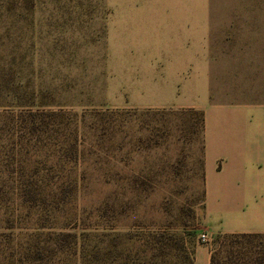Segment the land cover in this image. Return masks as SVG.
Masks as SVG:
<instances>
[{"label": "rangeland", "instance_id": "rangeland-1", "mask_svg": "<svg viewBox=\"0 0 264 264\" xmlns=\"http://www.w3.org/2000/svg\"><path fill=\"white\" fill-rule=\"evenodd\" d=\"M214 1V35L264 28V0ZM129 3L0 0V264H264L206 216L203 112L124 78ZM214 71V99L264 98V69Z\"/></svg>", "mask_w": 264, "mask_h": 264}, {"label": "crops", "instance_id": "crops-1", "mask_svg": "<svg viewBox=\"0 0 264 264\" xmlns=\"http://www.w3.org/2000/svg\"><path fill=\"white\" fill-rule=\"evenodd\" d=\"M130 4L121 11L120 63L136 99L203 112L206 216L223 234H264V98L233 91L227 103L211 87L214 70L264 69V28L214 35V0Z\"/></svg>", "mask_w": 264, "mask_h": 264}, {"label": "trees", "instance_id": "trees-1", "mask_svg": "<svg viewBox=\"0 0 264 264\" xmlns=\"http://www.w3.org/2000/svg\"><path fill=\"white\" fill-rule=\"evenodd\" d=\"M30 115H34V112H29ZM260 234H230V235H225L223 236L222 238L224 240H222L223 242H226V243H231V244H234V242L236 241H241L242 239H247V238H252V237H255V236H258ZM233 239H236V240H233ZM215 261V257H213L212 259V264L213 262Z\"/></svg>", "mask_w": 264, "mask_h": 264}, {"label": "built area", "instance_id": "built-area-1", "mask_svg": "<svg viewBox=\"0 0 264 264\" xmlns=\"http://www.w3.org/2000/svg\"><path fill=\"white\" fill-rule=\"evenodd\" d=\"M200 237H201L202 241H204V242L208 240V238L205 234H202Z\"/></svg>", "mask_w": 264, "mask_h": 264}]
</instances>
